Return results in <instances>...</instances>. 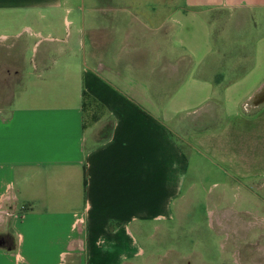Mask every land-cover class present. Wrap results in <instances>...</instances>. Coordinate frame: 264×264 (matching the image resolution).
<instances>
[{
  "label": "crops",
  "instance_id": "0c3cea01",
  "mask_svg": "<svg viewBox=\"0 0 264 264\" xmlns=\"http://www.w3.org/2000/svg\"><path fill=\"white\" fill-rule=\"evenodd\" d=\"M263 103L264 0H0V264H129L201 192L263 208Z\"/></svg>",
  "mask_w": 264,
  "mask_h": 264
},
{
  "label": "rangeland",
  "instance_id": "374dc122",
  "mask_svg": "<svg viewBox=\"0 0 264 264\" xmlns=\"http://www.w3.org/2000/svg\"><path fill=\"white\" fill-rule=\"evenodd\" d=\"M101 113L96 105L89 104L86 127L91 128ZM108 127L107 123L98 129L96 139L104 137ZM248 184L258 200L259 195L264 198V178ZM219 189L214 187L209 198L216 197ZM207 196L201 192L199 205L185 203L184 210L174 213L172 221L164 224L165 228L153 229L154 224L147 225L137 236L144 255L129 264H264V221L261 223L264 206L261 209L253 206L251 214H239L233 205L226 214L216 212L211 221L205 206ZM226 198L233 199L231 195Z\"/></svg>",
  "mask_w": 264,
  "mask_h": 264
},
{
  "label": "trees",
  "instance_id": "16d2710c",
  "mask_svg": "<svg viewBox=\"0 0 264 264\" xmlns=\"http://www.w3.org/2000/svg\"><path fill=\"white\" fill-rule=\"evenodd\" d=\"M95 103L90 96L83 94V108H88L89 104Z\"/></svg>",
  "mask_w": 264,
  "mask_h": 264
}]
</instances>
